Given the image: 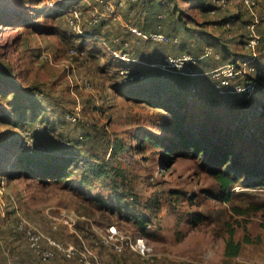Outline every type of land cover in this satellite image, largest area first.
Returning a JSON list of instances; mask_svg holds the SVG:
<instances>
[{"label": "rangeland", "instance_id": "obj_1", "mask_svg": "<svg viewBox=\"0 0 264 264\" xmlns=\"http://www.w3.org/2000/svg\"><path fill=\"white\" fill-rule=\"evenodd\" d=\"M253 11L264 18V0H257ZM250 18L243 0H0V264L264 261V195L237 183L234 186L241 189L233 187L231 200L223 202L217 199L215 179L198 159L172 157L150 145L137 149L141 130L162 135L158 126L172 115L124 95L130 82L156 78L166 57L190 52L196 63L184 73H174L177 79L188 76L184 85L197 94L188 96L193 101L187 109H179L180 114L189 113L188 122L203 120L206 97L227 109L248 98L263 100L264 81L249 84L243 78L251 73L252 64L233 63L238 56L250 57L240 41L243 24ZM220 21H231L230 26L220 27ZM155 31L170 40L143 37ZM256 32L264 42V30ZM87 34L99 37L108 53L81 47V37ZM207 45L211 51L205 50ZM111 55L123 67L109 65ZM257 57L253 65L264 69V55ZM231 64L247 72L231 79L243 88L237 92L240 95L216 87L220 79L214 71ZM253 106L241 113L250 114ZM115 140L122 142V149L114 158ZM45 144L98 158L121 170L138 196L142 214L150 219L148 237L101 205L111 197L119 176L89 184L76 177L70 185L19 173L20 156L36 154ZM244 154L255 158L251 151ZM152 199L158 204L156 210L147 206ZM198 214L203 219L192 225ZM112 227L119 237L143 238L152 254L143 258L126 244L118 252L106 242ZM229 228L235 241L241 242L240 254L232 258L224 255ZM244 228L251 243L242 241ZM31 236L39 237L37 251ZM47 249L55 254L43 259L39 251ZM68 250L71 257L65 255Z\"/></svg>", "mask_w": 264, "mask_h": 264}, {"label": "trees", "instance_id": "obj_2", "mask_svg": "<svg viewBox=\"0 0 264 264\" xmlns=\"http://www.w3.org/2000/svg\"><path fill=\"white\" fill-rule=\"evenodd\" d=\"M256 4L257 0L253 9ZM244 6L251 17L250 20L244 22V33L240 35V41L245 46L251 38L247 26L255 22L257 16L250 12L245 3ZM211 7L212 5L207 8ZM57 11L64 12L60 9ZM169 14L173 16V11L169 10ZM236 16L238 17L239 14ZM237 17H235L236 20ZM258 19L260 24L257 26L255 32L259 28L264 30L261 25L264 18ZM230 22L220 21L217 24L220 27H229ZM256 34L260 36V46H264L263 36L257 32ZM80 46L87 48L91 53L100 52L104 55L108 53L107 47L100 38H92L89 34L81 37ZM211 49L210 45L205 47L206 51H211ZM248 52L250 53L248 59H246V56H238L233 63L239 67H242L241 64L243 63L248 65L249 62L252 64V66H249L251 69L249 72L251 73L243 78L246 81L253 80L255 84H258V81H264V75H258L257 70L264 71V69L257 67L256 63L255 65L253 64L258 59V54L264 55V52L258 49L256 56L253 55L251 50ZM185 53L191 54L190 52ZM108 63L117 69L123 67L124 64L112 55L108 59ZM253 67L254 70H252ZM159 71L160 73L157 74L156 78H150L147 81L145 77H142V80L138 78L134 83L130 82V86L124 92L127 98L135 102H144L151 106L161 107L172 115L171 120H165L158 126L159 131L164 133L162 135L155 134L149 130H141L143 136H136L138 142L137 149L142 150L144 147L150 145L163 148L166 154L172 155V157H193L198 159L203 169L215 179L219 192L217 199L223 202L231 200L232 194L230 190L237 183L244 184L247 187H263L264 99L248 98L242 100L236 107L231 103L227 109L223 108L219 100L213 97H206L202 106L205 108L201 115L204 117L202 118L203 120H201L200 124L190 123L188 122L190 117L188 112L179 113L181 107L187 109L189 106L188 103L191 102L192 98L189 100L188 96H197L193 87L184 85V80L188 76L177 79L179 76L174 73L180 74V72L164 71L161 68ZM216 87L218 88L219 85H216ZM170 89L174 91L173 94L170 92ZM261 89L264 90V84L261 86ZM227 90L228 93L240 95V93L233 92L230 89ZM252 105L254 106L250 114L244 115L241 113L242 110ZM114 142L115 151L111 153V156L115 158L117 150L122 149V142L117 140ZM246 151H251L255 158L245 155L244 152ZM18 163L22 165L19 173L25 176H35L47 183L63 181L64 183L73 185L75 178L79 177L81 183L89 184L113 174L121 177L118 183H114L111 197L106 202L100 203L111 214H117L121 219L136 225L141 236L148 237L147 226L150 225V219L142 214L137 194L132 192L131 187L127 185L128 182L124 178L122 171L118 170L117 167L110 166L106 162H100L95 157L90 159L85 154L80 155L70 152V150L64 147L57 146L53 150L47 144H45L44 150L36 152V154L24 153L20 156ZM123 186H128L129 188H123ZM121 188L124 190L123 192L119 190ZM127 200L130 202H126ZM151 201L148 200L147 206H151V208L156 210L158 208L156 200L152 199ZM202 219L203 217L200 214L195 215L191 223L192 225H196ZM242 241L244 243L252 242L246 228H244ZM240 251L241 242L235 241L234 230L229 228L224 255L225 257L232 258L238 256Z\"/></svg>", "mask_w": 264, "mask_h": 264}, {"label": "built area", "instance_id": "obj_3", "mask_svg": "<svg viewBox=\"0 0 264 264\" xmlns=\"http://www.w3.org/2000/svg\"><path fill=\"white\" fill-rule=\"evenodd\" d=\"M244 3L246 4V6L248 7V9L250 10V12L255 15V13L253 12V6L256 3V0H244ZM260 24L259 19L256 17L255 22L249 24L247 26V29L250 31L251 34V38L249 39V41L246 43L245 47L249 50H251L253 52V55H257L258 53V49H261L262 52H264V46H260L261 45V39L260 36L256 34L255 30L257 28V26ZM262 27L264 28V21L262 22ZM141 33H139L140 35ZM143 37H147L151 40H155L158 42H167L170 40L169 37H167L165 34H163L160 31H155V32H151L148 36L143 35ZM196 63V60L194 58V56H192L191 54L188 53H182L179 55H175V56H168L166 57V59L164 60V62L160 65L161 69L164 71H174V72H180V73H184L183 71L187 68V66L189 65H193ZM242 69L240 68V70L237 68V66L235 67L233 64L226 66L225 69L222 70H215V76L217 78L220 79L219 81V86L222 89H231V87H233V89L236 92H241L243 90V88L240 85H235L233 83H231V79L235 78L236 76H238L239 74H246V69L243 68V71H241ZM251 70V69H250ZM254 70V69H252ZM257 74L258 75H264L263 71H259L257 70ZM249 84H252L253 82L248 81ZM255 84V83H254ZM73 120L75 121L76 118L73 117ZM241 187L240 186H234L233 190H240ZM259 192H261L264 195V186L257 188ZM30 241H31V246L32 247H36V251L39 248L40 249V243H39V237L38 236H31L30 237ZM106 242L109 244H113L114 248L118 251L121 252L122 248L124 246V244H126L127 246H129V248L134 251L136 254H138L139 256L143 257V258H148L151 254H152V249L146 244L145 240L143 238H134V239H127V238H123V237H119L115 228H109V235L106 238ZM54 244V243H52ZM59 250L65 251L61 248V246L54 244ZM41 253V256L43 257V259H48L54 256L55 252L51 251L49 249L47 250H40L39 251ZM65 254L67 257H71V252L68 250L66 251ZM244 264H246L247 262H242ZM247 264H264V261L261 259H256V260H252L249 261V263Z\"/></svg>", "mask_w": 264, "mask_h": 264}]
</instances>
